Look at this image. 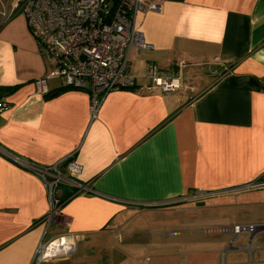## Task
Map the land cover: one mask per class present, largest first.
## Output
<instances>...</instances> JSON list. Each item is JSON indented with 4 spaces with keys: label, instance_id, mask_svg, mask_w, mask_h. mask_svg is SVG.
Here are the masks:
<instances>
[{
    "label": "crops",
    "instance_id": "0c3cea01",
    "mask_svg": "<svg viewBox=\"0 0 264 264\" xmlns=\"http://www.w3.org/2000/svg\"><path fill=\"white\" fill-rule=\"evenodd\" d=\"M3 1L0 264H36L48 234L47 242L99 243L137 208L171 212L188 200L234 196L241 205L264 203L245 193L264 190L249 188L264 180V0H165L140 13L137 25L153 47L130 51L135 85L111 91L95 118L88 92L61 78L47 80L46 94L36 90L54 61L40 52L22 13L3 19ZM148 63L173 71L178 88L147 90ZM69 154L82 166L76 180L91 191L68 196L49 219L47 188L23 164ZM73 190L61 186L57 194ZM230 235L221 241L224 263L226 251L244 252L243 264L264 263V231Z\"/></svg>",
    "mask_w": 264,
    "mask_h": 264
},
{
    "label": "built area",
    "instance_id": "2783aa9c",
    "mask_svg": "<svg viewBox=\"0 0 264 264\" xmlns=\"http://www.w3.org/2000/svg\"><path fill=\"white\" fill-rule=\"evenodd\" d=\"M165 0H4L1 15L4 20L16 12L22 13L33 38L42 54L54 61L53 69L35 80L39 93L49 92L47 80L61 78L64 86L86 90L89 95V112L95 118L105 97L113 90L133 87L135 76L129 72L130 51L148 50L147 42L137 25V16L151 6ZM147 90L171 92L178 88L173 71H161L154 63L146 65ZM0 100V111L6 107ZM71 155L53 164L25 163L23 166L36 174L47 188L50 199L49 219L58 212L60 198L57 189L72 187L75 193L88 192L91 188L78 182L76 177L82 166ZM249 188H264V180L256 181ZM222 232L233 235H250L264 231V223L223 227ZM63 242L71 250L75 243ZM61 238V237H59ZM55 238L40 242L36 251V264L43 260L66 255L70 250L57 249ZM219 264H226L223 260ZM248 264H254L250 261ZM264 264V263H260Z\"/></svg>",
    "mask_w": 264,
    "mask_h": 264
},
{
    "label": "rangeland",
    "instance_id": "374dc122",
    "mask_svg": "<svg viewBox=\"0 0 264 264\" xmlns=\"http://www.w3.org/2000/svg\"><path fill=\"white\" fill-rule=\"evenodd\" d=\"M248 196H264V190ZM232 204L221 206V202ZM241 199L212 198L185 201L174 211L133 209L128 223L118 227L116 236L107 235L99 243L78 241L66 255V264H218L225 248L221 241L231 237L223 227L262 224L264 203L241 205ZM49 234L44 239L47 242ZM244 240L240 237L236 245ZM216 242L217 250L214 249ZM242 251H226V263L239 262ZM246 263V262H244Z\"/></svg>",
    "mask_w": 264,
    "mask_h": 264
},
{
    "label": "bare ground",
    "instance_id": "6f19581e",
    "mask_svg": "<svg viewBox=\"0 0 264 264\" xmlns=\"http://www.w3.org/2000/svg\"><path fill=\"white\" fill-rule=\"evenodd\" d=\"M65 241H70L71 242V239H69L67 237H61L55 242L58 250L61 249V248H63L64 250H67V249L71 250V247H68L69 245H64L63 244V242H65Z\"/></svg>",
    "mask_w": 264,
    "mask_h": 264
},
{
    "label": "trees",
    "instance_id": "16d2710c",
    "mask_svg": "<svg viewBox=\"0 0 264 264\" xmlns=\"http://www.w3.org/2000/svg\"><path fill=\"white\" fill-rule=\"evenodd\" d=\"M74 193H75V191L73 190V191H70L69 193L67 192V193L63 194L62 197H60V203L62 201H64V199H66L68 196L70 197Z\"/></svg>",
    "mask_w": 264,
    "mask_h": 264
}]
</instances>
